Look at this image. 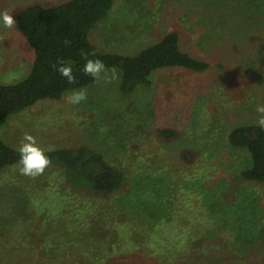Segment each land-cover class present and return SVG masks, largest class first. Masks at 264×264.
I'll use <instances>...</instances> for the list:
<instances>
[{
    "label": "rangeland",
    "instance_id": "1",
    "mask_svg": "<svg viewBox=\"0 0 264 264\" xmlns=\"http://www.w3.org/2000/svg\"><path fill=\"white\" fill-rule=\"evenodd\" d=\"M64 1L0 0V11L11 12L16 22L21 8ZM169 31L178 32L184 51L209 63L207 70L161 69L148 86L123 96L119 70L104 69L91 85L80 88L86 100L68 102V95L80 90L76 89L58 100L38 101L11 116L2 137L13 147L25 132L46 148L86 144L125 167L138 184L153 181L144 193L149 198L142 200L139 191L127 210L139 217L145 208L154 216L136 218L134 232L124 231L122 241L110 242L107 264H167L163 250L169 241L164 239L174 234L187 240L178 249V264H264V183L240 178V170L249 165L248 153L230 146L227 138L231 128L255 123L262 115L256 106L264 103V0H115L91 39L100 49L128 54ZM33 56L16 24L0 28V84L23 78ZM53 179L62 176L52 166L36 177L20 174L16 166L6 168L0 174V213L11 204L9 188H22L32 202V185L43 187ZM129 182L118 195L130 190ZM117 196L110 198L112 205L123 202ZM75 200L85 204L80 195ZM88 200L97 207L105 202ZM33 209L32 203L24 211L14 253L0 255V264L36 262L41 249L35 243L43 235L54 241L55 230L65 225L34 224ZM145 221L160 225V235L139 249L129 234L147 237L150 228ZM5 227L0 224V250L15 236ZM26 240L34 247L30 252L25 245L17 247ZM61 254L51 264H67Z\"/></svg>",
    "mask_w": 264,
    "mask_h": 264
},
{
    "label": "trees",
    "instance_id": "2",
    "mask_svg": "<svg viewBox=\"0 0 264 264\" xmlns=\"http://www.w3.org/2000/svg\"><path fill=\"white\" fill-rule=\"evenodd\" d=\"M114 3L115 0H67L52 5L32 4L18 11L17 29L33 48L34 56L31 67L23 78L0 84V174L6 168L15 166L19 159L16 147L8 144L1 134L9 118L38 101L58 100L67 91L91 85L96 77L83 72L87 59H100L105 65L104 69L119 70L118 88L123 96L130 95L139 86H148L153 74L161 69L184 68L197 73L207 70L209 63L206 60L181 48L177 31L165 33L157 41L139 47L134 53L123 54L97 47L91 39L93 29L108 17ZM64 62L72 66L75 77L72 82L57 70L59 64ZM227 138L230 146L244 149L248 153L249 165L240 170V178L264 183V128H260L257 122L237 125L230 129ZM51 148L52 151L47 153L51 159L49 166L56 167L62 179L50 180L49 185L43 187L32 185V202H29V197L22 188H9L10 191L13 190L7 199L11 204L6 205L3 213H0V224L3 223L15 236L9 240L8 248L0 250V255H6L9 251L14 253L19 223L22 222L28 205L33 203L34 209L30 216L35 221L34 224L48 227L60 221L65 225L58 231L55 230L54 241L45 239L46 236L43 235L41 242L35 243L41 249L40 259L30 264H51L57 261V254L61 251L60 256L65 257L67 264H107L111 253L110 242L115 244L122 241L124 231L134 232L132 224L149 220L150 215L154 216L151 210L143 208L142 216H139L141 220L137 221L136 218L139 217L127 210L131 209L129 204L132 205L131 202L137 200L139 191L143 192L140 194L143 195L142 200L149 198L144 193H149L145 189L153 181L149 179L138 184L136 176L129 177L125 167L108 160L102 151L86 144ZM128 181L130 190L118 195ZM14 187L18 186L15 184ZM48 192L50 193L47 194ZM2 195L0 193V197ZM76 195L82 196L86 205L77 202ZM115 196V199H123V202L112 205L109 200ZM88 198L95 202H105L101 207L90 206ZM48 212L50 216H47ZM145 223L150 228L147 237L129 234L132 235L130 240L134 247L139 249H143L145 242L151 241L152 236L160 235V225L152 226L150 221ZM26 234L25 237L29 232ZM104 239H108L107 244ZM185 239L179 234L166 235L164 240L169 242L163 250L164 263L173 261L178 264L176 256L179 247L187 241ZM2 242L3 230L0 231V247ZM27 242L19 243L18 249L25 245L29 252L33 250V245ZM196 246L192 245V251L196 250Z\"/></svg>",
    "mask_w": 264,
    "mask_h": 264
},
{
    "label": "clouds",
    "instance_id": "3",
    "mask_svg": "<svg viewBox=\"0 0 264 264\" xmlns=\"http://www.w3.org/2000/svg\"><path fill=\"white\" fill-rule=\"evenodd\" d=\"M16 24L13 15L9 11H0V28H12ZM105 65L100 59L89 58L85 61L83 66V72L89 74L92 77L99 76L104 71ZM58 72L61 76L66 77L69 82L74 81L72 66L67 63H60L58 66ZM115 73H113V77ZM86 91L80 89L78 91L71 92L67 100L71 104H78L81 101L86 100ZM257 113L260 115L257 124L260 128H264V103H258L256 106ZM15 151L19 153V159L16 161L20 174L30 177H36L41 175L46 167L51 163L48 152L52 151L51 147H43L37 142V138L30 132L23 133L19 145L15 148Z\"/></svg>",
    "mask_w": 264,
    "mask_h": 264
}]
</instances>
